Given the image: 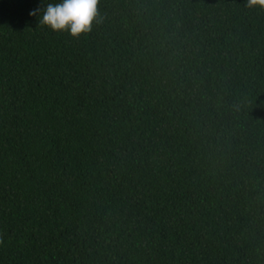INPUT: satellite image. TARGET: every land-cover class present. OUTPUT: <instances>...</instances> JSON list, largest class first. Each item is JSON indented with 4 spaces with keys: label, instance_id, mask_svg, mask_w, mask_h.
<instances>
[{
    "label": "trees",
    "instance_id": "16d2710c",
    "mask_svg": "<svg viewBox=\"0 0 264 264\" xmlns=\"http://www.w3.org/2000/svg\"><path fill=\"white\" fill-rule=\"evenodd\" d=\"M0 0V264H264V9L98 0L72 37Z\"/></svg>",
    "mask_w": 264,
    "mask_h": 264
},
{
    "label": "clouds",
    "instance_id": "9594fccd",
    "mask_svg": "<svg viewBox=\"0 0 264 264\" xmlns=\"http://www.w3.org/2000/svg\"><path fill=\"white\" fill-rule=\"evenodd\" d=\"M97 4L98 0H59L33 9L29 15L38 16V23L52 31L66 30L72 37H78L91 31L92 23L98 16ZM246 6L264 9V0H246Z\"/></svg>",
    "mask_w": 264,
    "mask_h": 264
}]
</instances>
